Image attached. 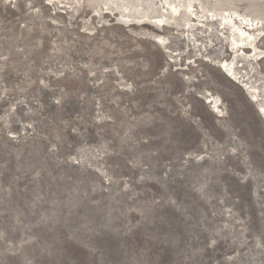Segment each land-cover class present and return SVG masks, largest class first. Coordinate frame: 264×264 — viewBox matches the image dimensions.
I'll return each mask as SVG.
<instances>
[{
  "label": "rangeland",
  "instance_id": "rangeland-1",
  "mask_svg": "<svg viewBox=\"0 0 264 264\" xmlns=\"http://www.w3.org/2000/svg\"><path fill=\"white\" fill-rule=\"evenodd\" d=\"M161 1L0 0V264H264V56Z\"/></svg>",
  "mask_w": 264,
  "mask_h": 264
},
{
  "label": "bare ground",
  "instance_id": "bare-ground-1",
  "mask_svg": "<svg viewBox=\"0 0 264 264\" xmlns=\"http://www.w3.org/2000/svg\"><path fill=\"white\" fill-rule=\"evenodd\" d=\"M165 2L167 4V11L165 12V14L162 13L163 15L162 16L160 15V16L161 18H163L164 16L165 17L164 20L166 19L168 21L171 19L172 21L167 22L165 20V22L162 23L163 27L171 26L175 28L176 30L182 29V32L185 29L187 31H194V30L200 29L201 31H203L204 34L213 36L214 39L223 43L224 49L222 50V52L228 53V55L226 58L223 57L221 60H219L218 64L221 70H223V72L226 75L236 76L235 73H236L239 58H243L246 60H252L254 58L256 59V58H261L262 56H264V48H262L259 45L260 41L264 37V23H263L264 21L262 22L259 20L251 19L249 23H245L244 20L238 15V13L236 14V13L225 12V11L219 12L218 14L206 13L203 15H198V13L193 8L194 5L191 4L192 2L190 0H188L185 3V5H182V7H180L181 5L177 4L175 0H165ZM183 14L186 16V19H187V23H184V27L181 25L180 22H177L176 20V17H179ZM117 19L118 21H121L125 24L152 25L154 21L151 18L150 20H153V21L152 22L149 21L151 23L150 24L147 21L145 22V21L137 20V19L135 20L129 19V18L127 19L125 17L124 18L118 17ZM191 21H196V24H192ZM155 25L157 24H154V27ZM158 25H160V23H158ZM155 29L158 30L157 28ZM158 38H160V36L156 35L155 39L157 41L159 40ZM183 40H184V37H183ZM188 40L189 41H187V43L185 44L187 47L190 46L192 49L195 48L194 50L201 52V49L199 48V45L201 44L195 45V42H193L194 38L193 39L189 38ZM207 45H208L207 43H204L202 50H204V47L206 48ZM206 99L208 100V102H213L214 106H217L216 104L220 101L217 98V96H214L210 93H207ZM259 111H261L264 114V107L260 106Z\"/></svg>",
  "mask_w": 264,
  "mask_h": 264
},
{
  "label": "water",
  "instance_id": "water-1",
  "mask_svg": "<svg viewBox=\"0 0 264 264\" xmlns=\"http://www.w3.org/2000/svg\"><path fill=\"white\" fill-rule=\"evenodd\" d=\"M204 99V98H203Z\"/></svg>",
  "mask_w": 264,
  "mask_h": 264
}]
</instances>
